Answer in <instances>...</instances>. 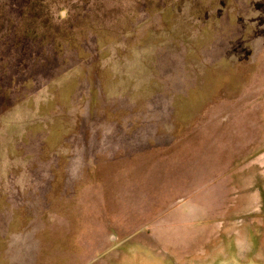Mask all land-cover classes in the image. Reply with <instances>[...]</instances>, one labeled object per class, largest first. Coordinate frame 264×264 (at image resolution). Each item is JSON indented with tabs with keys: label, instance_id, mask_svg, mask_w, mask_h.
<instances>
[{
	"label": "rangeland",
	"instance_id": "obj_1",
	"mask_svg": "<svg viewBox=\"0 0 264 264\" xmlns=\"http://www.w3.org/2000/svg\"><path fill=\"white\" fill-rule=\"evenodd\" d=\"M28 1L0 0L1 229L46 230L40 264H264V0H39L78 54L20 36Z\"/></svg>",
	"mask_w": 264,
	"mask_h": 264
},
{
	"label": "crops",
	"instance_id": "obj_2",
	"mask_svg": "<svg viewBox=\"0 0 264 264\" xmlns=\"http://www.w3.org/2000/svg\"><path fill=\"white\" fill-rule=\"evenodd\" d=\"M31 229L30 224L7 230L0 227V264H40L48 233L41 229L42 233H36Z\"/></svg>",
	"mask_w": 264,
	"mask_h": 264
},
{
	"label": "trees",
	"instance_id": "obj_3",
	"mask_svg": "<svg viewBox=\"0 0 264 264\" xmlns=\"http://www.w3.org/2000/svg\"><path fill=\"white\" fill-rule=\"evenodd\" d=\"M43 8L44 6L39 4V0L28 1L25 8L20 12V36L23 39L53 44L56 49H63L64 47L73 48L74 52L78 54L80 47L76 44H73L71 36L65 32V28L63 29L61 25L50 26L46 22H42V24H44L41 25L43 29L41 28L38 30V28L35 26V22L37 21L36 17L40 16Z\"/></svg>",
	"mask_w": 264,
	"mask_h": 264
}]
</instances>
